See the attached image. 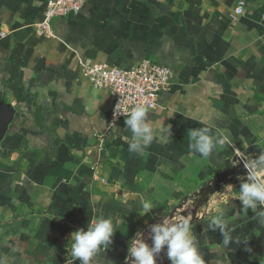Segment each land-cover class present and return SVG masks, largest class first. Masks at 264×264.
<instances>
[{
	"label": "crops",
	"instance_id": "obj_1",
	"mask_svg": "<svg viewBox=\"0 0 264 264\" xmlns=\"http://www.w3.org/2000/svg\"><path fill=\"white\" fill-rule=\"evenodd\" d=\"M45 4L0 0V102L15 110L0 140V264H70L71 233L100 217L113 218L116 231L92 264H131L133 240L149 239L152 225L173 222L191 202L179 218L190 220L206 264H264V204L253 212L239 201L250 179L228 176L200 201L239 157L264 182V0H85L51 20L55 37L35 31ZM77 57L123 69L149 59L172 70L147 114L150 146L128 150L126 117L106 130L110 93L88 83ZM205 127L218 141L209 157L189 148V131ZM145 199L155 207L144 215ZM221 212L227 249L209 228Z\"/></svg>",
	"mask_w": 264,
	"mask_h": 264
},
{
	"label": "clouds",
	"instance_id": "obj_2",
	"mask_svg": "<svg viewBox=\"0 0 264 264\" xmlns=\"http://www.w3.org/2000/svg\"><path fill=\"white\" fill-rule=\"evenodd\" d=\"M148 113L142 104L136 105L127 114L117 109L113 113L114 117L119 114L126 117L125 126L134 137L129 144L130 152L143 151L155 139L147 120ZM166 132L170 136V127L166 129ZM189 140L190 150L202 157H209L218 142L207 127L190 130ZM239 201L245 209L255 212L259 205L264 204V182L253 176L248 182L241 183L239 185ZM139 207L145 215L150 213L155 206L152 201L145 199ZM260 217L264 222V213H260ZM209 228L219 230L223 238V247L227 249L233 238L223 212L210 221ZM115 231L116 226L113 218L100 217L90 223L87 230L81 228L72 232L70 240L72 241L71 256L74 258L73 261H79V264H92L100 249L107 248L112 243ZM150 233V245L141 238L133 240L131 248L128 249L131 264H157V259L162 251L165 252L170 264H206L198 250L189 219H182L176 223L170 219L163 220L159 224L152 225ZM137 235L140 237V232H137ZM217 264H224V262L217 261Z\"/></svg>",
	"mask_w": 264,
	"mask_h": 264
},
{
	"label": "built area",
	"instance_id": "obj_3",
	"mask_svg": "<svg viewBox=\"0 0 264 264\" xmlns=\"http://www.w3.org/2000/svg\"><path fill=\"white\" fill-rule=\"evenodd\" d=\"M45 1L43 18L35 24V31L45 37H55L51 28V20L54 17L76 14L85 2V0ZM243 4V1H239L234 10L235 15L243 12ZM5 34V31H0V37H4ZM77 63L91 86L107 89L110 93L112 105L106 130L112 128L118 119L125 117L123 114L114 117L116 109L127 114L138 104L145 106L147 111L156 108L160 95L170 89L173 78L170 68L149 59H143L127 69L107 66L86 57H77ZM105 135L104 132L97 135L100 146L104 144ZM162 261L161 258L157 259V264H161ZM68 262L73 264V259H68Z\"/></svg>",
	"mask_w": 264,
	"mask_h": 264
},
{
	"label": "water",
	"instance_id": "obj_4",
	"mask_svg": "<svg viewBox=\"0 0 264 264\" xmlns=\"http://www.w3.org/2000/svg\"><path fill=\"white\" fill-rule=\"evenodd\" d=\"M15 110L14 108L9 104V103H4V102H0V140L2 138V136L4 135L8 124L11 122V120L13 119ZM253 163L255 165H257L259 162L256 158H253ZM242 160L239 157L237 162L232 164L231 166L227 167L226 169H224L223 171H221L219 174H217L210 183L207 184V186L204 187V190H206L210 184L214 183L215 181L216 186L209 191L205 196L201 197L200 201H204L207 199L208 195L215 192L221 185V183L225 182V179L229 176H244V175H250L251 179L253 176L251 175L252 172H249L247 169H244V167H242ZM238 167H240V169H238ZM199 201V202H200Z\"/></svg>",
	"mask_w": 264,
	"mask_h": 264
},
{
	"label": "rangeland",
	"instance_id": "obj_5",
	"mask_svg": "<svg viewBox=\"0 0 264 264\" xmlns=\"http://www.w3.org/2000/svg\"><path fill=\"white\" fill-rule=\"evenodd\" d=\"M249 176H250V175H244V177L247 178V179H249ZM191 203H192V202H191ZM191 203H190L189 206H188V205H187V206L184 205L185 208H184V206L179 205V206L173 211V214L176 213V214L178 215V216L175 215V216H176V218H175L176 220H173L174 223H176V221L179 222V221L182 220V219L179 218L180 216L185 217V214L188 216L189 213L192 212V204H191ZM183 208H184V209H183ZM180 211H181V212H180ZM178 213H179V214H178ZM181 214H182V215H181ZM149 241L151 242L150 239H146V240H145V242L148 243V244L150 245L151 243H150ZM160 256H161V255H160ZM160 256H159L158 259H160ZM162 259H166V258L162 257ZM164 261H166V260H164Z\"/></svg>",
	"mask_w": 264,
	"mask_h": 264
}]
</instances>
